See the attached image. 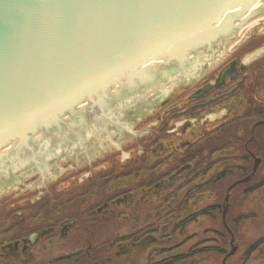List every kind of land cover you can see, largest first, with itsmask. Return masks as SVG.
<instances>
[{
    "label": "flooded vegetation",
    "instance_id": "1",
    "mask_svg": "<svg viewBox=\"0 0 264 264\" xmlns=\"http://www.w3.org/2000/svg\"><path fill=\"white\" fill-rule=\"evenodd\" d=\"M253 9L226 16L231 18L223 60L218 62L220 50L214 51L182 94L166 98L161 108H148L150 113L137 120L150 128L144 141H134L127 160H118L95 184L84 180L81 191L37 196L32 222L25 218L27 208L9 214L12 220L0 217V264H76L82 259L83 264H121L117 256L124 255L127 264H137V256L144 259L139 264H196L181 251L188 240L183 232L201 215L215 216L217 184L229 181L225 195L230 189V197L264 193V17L236 38L238 28L264 14V0L259 11ZM144 143L151 151L143 149ZM73 194L81 196L74 200ZM202 201L208 203L197 208ZM121 215L132 217L125 232L111 238L85 234H94L90 228L108 216L118 223ZM73 237L86 243L82 257L66 248ZM57 245L59 251L53 248ZM262 250L255 244L244 255L249 259L255 252L256 259Z\"/></svg>",
    "mask_w": 264,
    "mask_h": 264
},
{
    "label": "rangeland",
    "instance_id": "2",
    "mask_svg": "<svg viewBox=\"0 0 264 264\" xmlns=\"http://www.w3.org/2000/svg\"><path fill=\"white\" fill-rule=\"evenodd\" d=\"M253 6L251 11H259L262 7ZM251 8L252 5L245 10ZM263 17L264 14L253 16L251 21L238 28L236 38L257 27ZM228 20L222 28L193 45L191 50L143 56L142 63L137 64L131 73L95 85L74 102L65 104L54 116L0 141L1 221L12 220L10 215L16 209L27 208L25 218L32 222L37 196L43 193L46 198L47 194L61 196V190L81 191L84 189V180L86 184H95L97 180H102V172L112 170L125 158L127 160L134 141H144V131L150 128L148 123H138L137 120L143 114L150 113V108L158 107L166 98L172 101L182 94L184 86L199 78L200 68L209 64L214 51L220 50L222 58L218 62L225 58ZM156 129L157 126H152V130ZM143 149L151 151L149 144L144 143ZM244 179L239 182H244ZM219 183L216 186V198L220 214L216 212L211 218L207 214L204 218L201 215L197 222L187 223L183 236L188 240L181 251L190 257L188 261H196V264H221L223 256L232 248L220 208L224 197L228 195L226 223L236 235L233 244L238 247L227 264H264V193L262 197H230V189L225 195L229 181L226 180L222 186ZM25 193L26 200H20V195ZM79 196L72 197L75 200ZM199 203L197 208L203 207L202 204L208 201ZM165 210L164 214L168 213ZM129 216L124 218L121 215L118 223L108 220V216L97 227L90 228L95 229L94 234L90 231L85 234L111 238L117 232L123 233L129 228L132 220ZM82 230L79 231L82 233ZM73 238L66 248L82 257L79 251L85 248L86 243L80 244L78 239ZM255 244L262 245L263 250L256 259L255 252L251 254L252 258H246L244 253ZM53 248L59 251L58 245ZM124 256H117L118 261L122 260L121 264L128 263ZM142 261L143 256L136 257L137 264ZM84 262L85 259H82L76 264Z\"/></svg>",
    "mask_w": 264,
    "mask_h": 264
},
{
    "label": "water",
    "instance_id": "3",
    "mask_svg": "<svg viewBox=\"0 0 264 264\" xmlns=\"http://www.w3.org/2000/svg\"><path fill=\"white\" fill-rule=\"evenodd\" d=\"M262 4L0 0V141L54 116L95 85L131 73L143 56L191 50L224 26L229 19L226 13L222 19L224 12ZM227 202L228 195L222 219L231 232ZM233 241L232 235V248L222 264L237 250Z\"/></svg>",
    "mask_w": 264,
    "mask_h": 264
},
{
    "label": "trees",
    "instance_id": "4",
    "mask_svg": "<svg viewBox=\"0 0 264 264\" xmlns=\"http://www.w3.org/2000/svg\"><path fill=\"white\" fill-rule=\"evenodd\" d=\"M217 210H219V208H217ZM216 212H218V211H216ZM222 212V211H221ZM218 214H220V212H218Z\"/></svg>",
    "mask_w": 264,
    "mask_h": 264
},
{
    "label": "bare ground",
    "instance_id": "5",
    "mask_svg": "<svg viewBox=\"0 0 264 264\" xmlns=\"http://www.w3.org/2000/svg\"><path fill=\"white\" fill-rule=\"evenodd\" d=\"M253 6V5H252Z\"/></svg>",
    "mask_w": 264,
    "mask_h": 264
}]
</instances>
